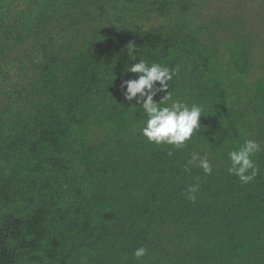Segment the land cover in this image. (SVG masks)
<instances>
[{"label": "trees", "instance_id": "1", "mask_svg": "<svg viewBox=\"0 0 264 264\" xmlns=\"http://www.w3.org/2000/svg\"><path fill=\"white\" fill-rule=\"evenodd\" d=\"M219 1L0 0V264H264V0ZM140 59L177 70L163 106L203 109L183 147L123 98Z\"/></svg>", "mask_w": 264, "mask_h": 264}, {"label": "clouds", "instance_id": "2", "mask_svg": "<svg viewBox=\"0 0 264 264\" xmlns=\"http://www.w3.org/2000/svg\"><path fill=\"white\" fill-rule=\"evenodd\" d=\"M128 55L136 60L138 46L134 42L126 45ZM175 69L159 64H149L144 59L127 66L125 74H138L135 78L122 79L120 91L127 102L135 101L142 105L147 116L146 125L142 129V134L150 143L169 144L177 148L183 147L186 141L190 140L194 131L200 127V118L203 109L197 104L189 106L183 101H176L169 106H163L165 101L171 99L169 84L176 74ZM159 96L160 99H156ZM260 145L253 139L245 140L238 150L228 153L231 166L228 171L236 175L242 183H249L256 175V165L252 160V155L259 151ZM171 154V153H169ZM189 165L195 164L203 170L205 174L212 172V166L207 157H201L193 153L188 161ZM186 170H188L186 168ZM251 170V171H250ZM198 191L197 185H192L188 189V198L195 200L193 193ZM146 248L140 247L135 250V257L140 258L146 254Z\"/></svg>", "mask_w": 264, "mask_h": 264}, {"label": "rangeland", "instance_id": "3", "mask_svg": "<svg viewBox=\"0 0 264 264\" xmlns=\"http://www.w3.org/2000/svg\"><path fill=\"white\" fill-rule=\"evenodd\" d=\"M255 1L258 2V0H255ZM254 2H251L250 4L253 5ZM219 3L223 7H229L228 10H230V11H232V10H238V7H235V6H237V0H220ZM211 4L214 5V6H217V1H212ZM233 7H235V8H233ZM13 11H14V8H13ZM13 11L11 12V16L12 17H14ZM209 12L212 14L213 17L216 16L219 13L217 10H212V9H210ZM249 12L251 14L256 13V11L253 10V9L250 10ZM263 17H264V13H263ZM261 20H262V17H260V18L254 17V18H252V20L250 21V23H251V25L255 29H257L259 26H263V23H262Z\"/></svg>", "mask_w": 264, "mask_h": 264}]
</instances>
